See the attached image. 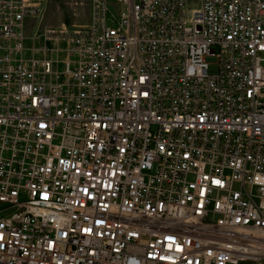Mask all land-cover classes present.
<instances>
[{
	"label": "built area",
	"instance_id": "1",
	"mask_svg": "<svg viewBox=\"0 0 264 264\" xmlns=\"http://www.w3.org/2000/svg\"><path fill=\"white\" fill-rule=\"evenodd\" d=\"M43 1L0 0V264H264V0H91L29 46Z\"/></svg>",
	"mask_w": 264,
	"mask_h": 264
},
{
	"label": "rangeland",
	"instance_id": "2",
	"mask_svg": "<svg viewBox=\"0 0 264 264\" xmlns=\"http://www.w3.org/2000/svg\"><path fill=\"white\" fill-rule=\"evenodd\" d=\"M91 0H44L39 16L33 19L29 26L27 44L32 45V39L37 34L49 29H58L63 24L67 28L88 22ZM197 4V0L194 1ZM113 8V4H110ZM110 25V22H108ZM216 71L215 63L209 64V72Z\"/></svg>",
	"mask_w": 264,
	"mask_h": 264
}]
</instances>
